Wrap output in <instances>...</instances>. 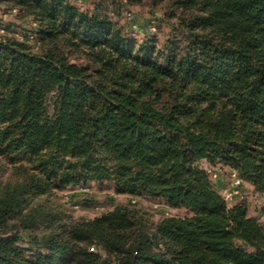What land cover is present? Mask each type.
Masks as SVG:
<instances>
[{
	"label": "trees",
	"instance_id": "1",
	"mask_svg": "<svg viewBox=\"0 0 264 264\" xmlns=\"http://www.w3.org/2000/svg\"><path fill=\"white\" fill-rule=\"evenodd\" d=\"M143 2L177 39L129 37L115 16ZM0 7L32 26L17 38L0 21V157L22 161L0 179V264H264L263 224L200 166L264 195V0ZM90 182L177 213L71 220L53 204Z\"/></svg>",
	"mask_w": 264,
	"mask_h": 264
},
{
	"label": "rangeland",
	"instance_id": "2",
	"mask_svg": "<svg viewBox=\"0 0 264 264\" xmlns=\"http://www.w3.org/2000/svg\"><path fill=\"white\" fill-rule=\"evenodd\" d=\"M71 1L83 10L90 9L95 3L99 2V0ZM1 9L0 7V21L12 27V31L7 32L9 35L20 38L25 33H30L32 26L28 21L17 20L12 13H2ZM119 9V16H115V19L119 20V24L126 29L130 38L140 39L145 31H150L155 35L156 43L159 45L167 38L177 39L176 33L171 30L170 24L165 22L166 16L163 13V5H152L143 2L139 5H123ZM156 18H159L160 22H157ZM141 27L144 28L140 29ZM47 106L51 110L52 99H49ZM21 163L22 161H19V158L10 161L0 157V179L10 178L13 169L19 167ZM200 166L210 173L214 186L222 196L229 192H236L233 194L232 199L227 201L229 205L236 201H245L249 216L255 217L264 226V195L255 192L248 183L235 184L232 171L229 168L219 166L211 168L205 162H201ZM53 204H56L58 210L71 220L91 219L116 205L142 208L153 220L177 213L159 200L118 195L114 192L110 182H90L68 186L55 194Z\"/></svg>",
	"mask_w": 264,
	"mask_h": 264
},
{
	"label": "built area",
	"instance_id": "3",
	"mask_svg": "<svg viewBox=\"0 0 264 264\" xmlns=\"http://www.w3.org/2000/svg\"><path fill=\"white\" fill-rule=\"evenodd\" d=\"M232 174H233V177H234V183H235V184L240 183V180H239V178L236 176V174H235V173H232ZM234 193H236V192H229V193L224 194L222 197H223V199L227 202V201H229V200L232 199Z\"/></svg>",
	"mask_w": 264,
	"mask_h": 264
}]
</instances>
